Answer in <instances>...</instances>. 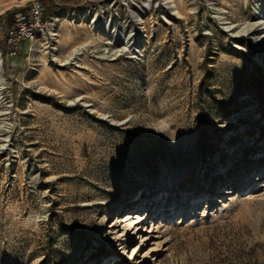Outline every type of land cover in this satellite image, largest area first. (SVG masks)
I'll use <instances>...</instances> for the list:
<instances>
[{
	"label": "rangeland",
	"instance_id": "1",
	"mask_svg": "<svg viewBox=\"0 0 264 264\" xmlns=\"http://www.w3.org/2000/svg\"><path fill=\"white\" fill-rule=\"evenodd\" d=\"M31 1L0 0V264H264V0H36L9 57Z\"/></svg>",
	"mask_w": 264,
	"mask_h": 264
},
{
	"label": "built area",
	"instance_id": "2",
	"mask_svg": "<svg viewBox=\"0 0 264 264\" xmlns=\"http://www.w3.org/2000/svg\"><path fill=\"white\" fill-rule=\"evenodd\" d=\"M12 23V26L7 29L4 37L9 57L15 56L21 42L32 39L45 29L43 8L40 2L32 0L26 8L13 13Z\"/></svg>",
	"mask_w": 264,
	"mask_h": 264
},
{
	"label": "bare ground",
	"instance_id": "3",
	"mask_svg": "<svg viewBox=\"0 0 264 264\" xmlns=\"http://www.w3.org/2000/svg\"><path fill=\"white\" fill-rule=\"evenodd\" d=\"M163 2V5L166 6L167 9L171 10L172 8H174L172 6V1L171 0H161ZM95 21V16H93L91 19H88V22H93Z\"/></svg>",
	"mask_w": 264,
	"mask_h": 264
}]
</instances>
